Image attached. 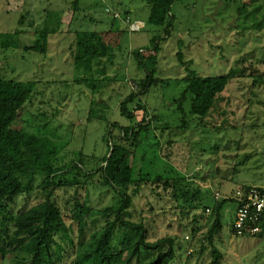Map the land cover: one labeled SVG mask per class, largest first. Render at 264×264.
<instances>
[{"label": "rangeland", "instance_id": "rangeland-1", "mask_svg": "<svg viewBox=\"0 0 264 264\" xmlns=\"http://www.w3.org/2000/svg\"><path fill=\"white\" fill-rule=\"evenodd\" d=\"M263 14L264 0H176L171 8L170 38L160 41L162 29L148 23L147 0H0V79L35 84L32 102L14 117L5 115L4 122L13 129L65 143V162L78 161L82 154L90 171L99 168L107 153L108 131L115 143L121 138V128L137 129L150 120L131 160L135 185L129 193L135 187L141 190L124 217L143 223L151 242L173 240L170 264H209L210 257L201 256L199 249L211 223L214 194L229 195L243 185L264 188V79L256 85L252 78L232 80L219 109L202 127L200 119L188 114L182 121L178 104L183 78L187 66L202 77L221 76L232 68H247L258 77L263 74L264 28L253 26ZM133 22L141 29L132 30ZM44 29L56 31L47 34V46L41 51L26 50L38 40L45 43L40 36ZM85 38L93 55L90 72L75 64ZM154 38L160 48L154 78L160 84L140 103L136 98L129 104L131 111L140 105L145 108L130 120L121 115V105L138 93L137 83L147 74L145 67L138 66L136 52L142 51L144 59L155 54L149 49ZM179 52L184 63L177 58ZM88 82L93 86L88 87ZM184 107L188 111V105ZM84 156H95L98 162H88ZM156 176L184 178L194 190L200 189L210 211L199 207L184 216L171 190L153 183ZM56 194L59 201L65 198L64 190ZM42 199L36 188L17 197L11 210L26 212ZM112 200L106 188L91 189L85 240L104 226L99 211ZM234 212V205L229 204L216 239L222 262L264 264V237L235 236L231 232ZM191 227L198 231L194 237ZM76 238L58 237L70 253L65 264L74 258ZM155 253L143 251L130 264H146Z\"/></svg>", "mask_w": 264, "mask_h": 264}, {"label": "trees", "instance_id": "trees-1", "mask_svg": "<svg viewBox=\"0 0 264 264\" xmlns=\"http://www.w3.org/2000/svg\"><path fill=\"white\" fill-rule=\"evenodd\" d=\"M175 1L147 0L150 8L148 23L162 29L163 37L160 41L170 38L174 24L171 8ZM22 20L23 18L21 22ZM253 26L264 28V14ZM55 32L44 29L43 35L40 36L45 43L38 40L34 47L26 50H43L47 46V34ZM80 44L81 50L75 55V64L77 69L84 68V71L90 72L93 59L92 49L89 48L90 42L85 38ZM149 49L155 54L147 59L141 55L142 51L136 52L138 66L145 67L147 71L146 78L137 83L138 93H132L120 108L121 115L130 120L134 119L137 111L145 108L140 105L131 111L129 104L134 103L136 98H140V103L141 97L146 96L152 87L160 84V81L154 78L158 64L156 54L160 50L156 38L151 41ZM177 58L184 63L181 52L177 54ZM186 71L178 110L183 122L188 114L200 119L201 126L215 109H219L223 93L232 80L252 78L253 84L256 85L264 79V73L259 77L254 76L248 73L247 68H232L224 75L215 77L199 76L188 66ZM86 85L93 86L91 82ZM34 92L33 82L0 79V264H65L70 253L60 243L58 237L73 235H76L78 243L74 245L75 249L71 254L74 258L69 264H130L133 259L139 258L143 251H156L146 264H170L173 259V240L163 238L151 242L143 223H136L124 217L132 205L133 198L141 190V187H135L129 193L131 186L135 185L131 160L141 145L142 134L149 130L150 120L145 119L137 129L121 128L119 136L121 138L118 139L120 142L117 140L114 143L111 131H108L109 138L105 140L107 153L100 160L99 168L89 171L82 160V154L78 161L65 162L63 155L67 148L65 143H57L38 134L6 126L3 117L16 116L24 105L32 102ZM184 104L188 105V111ZM145 115H148L147 112ZM85 158L88 162L94 160L98 162L95 156ZM38 181L40 183L36 184ZM153 183L162 185L164 191L171 190L170 195L184 216L199 207L204 211H210L204 205L200 189L194 190L184 178L156 176ZM98 187L109 190L113 200L110 206L99 211L104 226L85 240L83 234L89 193L91 189ZM254 187L264 194V188ZM36 188L42 192V201L26 212L14 214L11 210L14 200L19 196L29 195ZM68 189L72 193L67 194ZM58 190H64L63 200H58L56 194ZM151 191L155 192L154 189ZM232 193L224 195L217 192L213 196L211 223L203 234L199 249L201 256L207 254L210 257L209 264H224L222 254L216 246V239L223 228L222 219L226 207L233 204L235 211L237 210L236 202L230 198ZM216 195L219 196L215 198ZM193 218V224H196L197 219L195 216ZM197 232V229L191 227L192 237ZM231 232L236 236L234 219L231 223ZM245 237H264V224L259 234ZM163 245H166L167 249H161Z\"/></svg>", "mask_w": 264, "mask_h": 264}, {"label": "built area", "instance_id": "built-area-1", "mask_svg": "<svg viewBox=\"0 0 264 264\" xmlns=\"http://www.w3.org/2000/svg\"><path fill=\"white\" fill-rule=\"evenodd\" d=\"M134 31L141 29L139 24L130 23ZM219 195H216L217 198ZM237 204L234 216V231L237 237L257 235L264 224V194L256 187H237L230 196Z\"/></svg>", "mask_w": 264, "mask_h": 264}, {"label": "crops", "instance_id": "crops-1", "mask_svg": "<svg viewBox=\"0 0 264 264\" xmlns=\"http://www.w3.org/2000/svg\"><path fill=\"white\" fill-rule=\"evenodd\" d=\"M58 30V29H57Z\"/></svg>", "mask_w": 264, "mask_h": 264}]
</instances>
